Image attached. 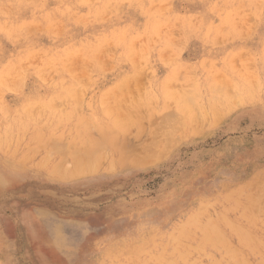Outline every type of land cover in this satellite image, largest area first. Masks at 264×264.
<instances>
[{"label": "rangeland", "instance_id": "obj_1", "mask_svg": "<svg viewBox=\"0 0 264 264\" xmlns=\"http://www.w3.org/2000/svg\"><path fill=\"white\" fill-rule=\"evenodd\" d=\"M263 89L264 0H0V236L7 246L0 264H40L38 254L52 264H134L133 256L136 264H227V249L259 264ZM183 105L193 125L174 120L172 132L167 122L184 120ZM114 121L121 132L108 133L107 162L74 174L67 158L65 174L54 169L59 155L48 148L55 142H72L80 129L100 139ZM256 185L263 216L250 203L261 193ZM28 214L49 220L75 247L38 246ZM194 216L231 237L219 240L226 247L206 249L190 227L174 250V231Z\"/></svg>", "mask_w": 264, "mask_h": 264}, {"label": "bare ground", "instance_id": "obj_2", "mask_svg": "<svg viewBox=\"0 0 264 264\" xmlns=\"http://www.w3.org/2000/svg\"><path fill=\"white\" fill-rule=\"evenodd\" d=\"M38 2V1H37ZM257 7V6H256ZM118 9V8H117ZM107 10V9H106ZM80 17V16H79ZM54 18V17H53ZM86 20V19H85ZM6 26V25H5ZM32 28V27H31ZM49 28V27H48ZM33 29V28H32ZM29 31V30H28ZM31 31H33V30H31ZM44 31V30H43ZM124 31V30H123ZM240 37V36H239ZM187 44V43H186ZM166 50V49H165ZM40 53V52H39ZM48 54V53H47ZM86 55H88V54H86ZM12 60V59H11ZM52 60V59H51ZM65 60V59H64ZM80 60V59H79ZM38 64V63H37ZM65 66V65H64ZM42 72V71H41ZM62 72V71H61ZM27 73V72H26ZM183 76V75H182ZM82 77V76H81ZM137 77V76H136ZM180 77V76H179ZM136 79V78H135ZM181 79V78H180ZM258 79V78H257ZM84 80V79H83ZM251 80V79H250ZM258 81V80H257ZM250 82V81H249ZM253 82V81H252ZM28 83V82H27ZM194 83V82H193ZM260 84V83H259ZM194 85V84H193ZM216 87H219V86H215V88ZM174 88V87H173ZM220 88H221V86H220ZM220 88H216V89H220ZM124 89V88H123ZM172 89V88H171ZM215 89V90H216ZM70 90V89H69ZM79 91H80V89H78ZM214 90V89H213ZM264 90V89H263ZM122 91V90H121ZM189 91H191V89L189 90ZM194 91V90H193ZM217 91V90H216ZM219 91H221V89L219 90ZM228 91V90H227ZM226 91V92H227ZM78 91L76 90L75 91V93L76 94H78L77 93ZM116 92V91H115ZM192 92V91H191ZM212 92V91H211ZM230 92V91H229ZM261 92V91H260ZM73 93V92H72ZM71 93V94H72ZM190 93V92H189ZM228 93V92H227ZM241 93V92H240ZM73 95V94H72ZM118 95V94H117ZM185 95V94H184ZM188 96V95H187ZM196 96V95H195ZM182 97V96H181ZM190 97V96H189ZM211 97H212V95H211ZM52 98V97H51ZM191 98V97H190ZM95 99V98H94ZM159 99V98H158ZM187 99V97L184 99L185 100V102H187L188 104H192V105H194L193 103H191L188 99V101L186 100ZM213 99V98H212ZM109 100V99H108ZM57 103H59V102H57ZM164 103H166V102H164ZM52 104V103H51ZM55 104H56V102H55ZM60 104V103H59ZM63 104V103H62ZM55 106V105H54ZM56 106H57V104H56ZM170 106V105H169ZM184 106V105H183ZM60 107V106H59ZM117 107V106H116ZM190 108V105H188V106H184V108H183V110H182V112H183V116H184V120H181V119H179L177 116H175V119H174V117L171 119L170 117V119L171 120H169L167 123V126H168V128L167 129H171V128H174V127H176L175 129H179V126L177 125L176 126V124H180V125H183L182 127L184 128H186V127H189V126H191L192 127V125H191V122L193 121V117H191L190 119H189V116H191L192 114V112H191V108ZM46 109V108H45ZM50 110V109H49ZM145 110V109H144ZM170 110H173V109H170ZM175 110V109H174ZM173 110V111H174ZM195 111H197V109H194ZM146 111V110H145ZM51 112V111H50ZM165 112V111H164ZM177 112V114H178V111H175V113ZM170 113V112H169ZM196 113V112H195ZM21 114V113H20ZM154 114H156V113H154ZM168 114V113H167ZM197 114H198V112H197ZM63 115V114H62ZM115 115V114H114ZM194 115V114H193ZM118 116V115H117ZM186 116V117H185ZM195 116V115H194ZM122 117V116H121ZM153 117V116H152ZM158 117V116H157ZM164 117V116H163ZM165 118V117H164ZM196 118V117H195ZM216 118V117H215ZM52 119V118H51ZM145 119V118H144ZM166 119H168V118H166ZM176 119H177V121L179 120V122L177 123V121H176ZM125 120V119H124ZM150 120H151V117H150ZM153 120V119H152ZM175 120V121H174ZM217 120H219V119H217ZM33 121V120H32ZM117 121V120H116ZM116 121H114V123L112 122L111 124H112V128H111V126L109 125V128H108V130H106L105 128V130H103L105 133L104 134H101V138L100 139H97L96 140V137H93V138H95V140H92L91 138H92V136H87L86 138H88V137H91V138H89V139H86V138H84L85 136H86V132H87V130H89V129H87L86 131L84 130H82L81 131V129L79 130L80 132H76L75 134H74V137H72V142H70V143H68V144H64V143H62V141H57L58 143H54L53 145L51 144V143H53V141L50 143V145H52V147H51V149L50 148H48V150H50L51 152H55V153H57L58 155H59V160H58V163H56L55 162V164L53 163V167H56V168H54V169H56V171L58 170V172H60V171H62L63 170V168L62 167H64V169H65V167L67 168L68 166H64V165H66V164H64V161L67 159V158H69V159H71L72 161H71V163H72V165L74 164L75 166L73 167L72 166V171H71V173H74V174H78V172H80V173H82L81 171H85V170H87L88 172L90 171V170H94L96 167H98V165L102 162V161H106L107 162V160H106V156H107V152H108V149H109V147H114V140L112 141V139H111V135L112 134H108V133H115V132H111L112 130L114 131V129L116 130H118V129H120V124H118ZM155 121H157V120H155ZM162 121V120H161ZM160 121V122H161ZM171 121H174V123H176V124H174V123H171ZM102 122V121H101ZM152 122H154V121H152ZM163 122H164V120H163ZM162 122V123H163ZM184 122V123H183ZM124 123V122H123ZM156 123V122H155ZM8 124V123H7ZM142 124V123H141ZM151 124V123H150ZM149 124V125H150ZM159 124V123H158ZM164 124V126H166L165 125V123H163ZM163 124H161V125H163ZM174 124V125H173ZM15 125V124H14ZM89 125V124H88ZM125 125V124H124ZM140 125V124H139ZM144 125H145V123H144ZM152 125V124H151ZM21 126V125H20ZM92 126V125H91ZM90 126V127H91ZM127 126V125H126ZM163 126V127H164ZM102 127V126H101ZM141 127V126H140ZM151 127V126H150ZM178 127V128H177ZM23 128V127H22ZM87 128V127H86ZM86 128H84V129H86ZM92 128V127H91ZM165 128V129H166ZM36 129V128H35ZM41 129V128H40ZM159 129V128H158ZM122 130V129H121ZM155 130V129H154ZM156 130H157V128H156ZM160 130H161V128H160ZM171 130H173L172 132H176V130L174 131V129H171ZM181 130V129H180ZM184 130V129H183ZM198 130V129H197ZM202 130V129H201ZM25 131V130H24ZM77 131H78V128H77ZM93 131H94V129H93ZM119 131V130H118ZM118 131H117V133H118ZM126 131V130H125ZM179 131V130H178ZM14 132V131H13ZM95 132H98V131H95ZM121 131H119V133H120ZM123 132V131H122ZM166 132H169L168 130H166ZM171 132V131H170ZM169 132V133H170ZM52 133V132H51ZM100 133V132H99ZM102 133V132H101ZM125 133V132H124ZM154 133H157V132H154ZM159 133H160V131H159ZM162 133H164V131L162 130ZM26 134V133H25ZM88 134V133H87ZM90 134V133H89ZM121 134H123V133H121ZM168 134V133H167ZM172 133H170L169 135H171ZM41 135V134H40ZM94 135V134H93ZM115 136V135H114ZM160 136V135H159ZM164 136V135H163ZM52 137H54V135L52 134ZM61 137V136H60ZM152 137H153V135H152ZM154 137H155V135H154ZM165 137H166V135H165ZM38 138V137H37ZM39 138H40V136H39ZM38 138V139H39ZM42 138V137H41ZM55 138H57V136L55 137ZM59 138V137H58ZM123 138V137H122ZM1 139V138H0ZM51 139V138H50ZM62 139V138H61ZM114 139V138H113ZM153 139V138H152ZM47 140V139H46ZM53 140V139H52ZM68 140V139H67ZM154 140V139H153ZM159 140V139H158ZM164 140H166V138L164 139ZM39 141V140H38ZM48 141V140H47ZM46 141V142H47ZM161 141V140H160ZM167 142H168V139L166 140ZM40 142H41V140H40ZM68 142V141H67ZM155 142V141H154ZM154 142H152L153 144H154ZM158 142V141H157ZM9 143V142H8ZM12 143V142H11ZM42 143V142H41ZM48 143V142H47ZM113 143V144H112ZM38 144H39V142H38ZM151 144V143H150ZM156 144V143H155ZM158 144V143H157ZM156 144V145H157ZM165 144V143H164ZM41 145V144H40ZM43 145H44V143H43ZM43 145H41L42 147H44ZM49 145V146H50ZM147 145V144H146ZM168 145H169V143H168ZM172 145H174V144H172ZM27 146H28V144H27ZM38 146V145H37ZM151 146H153V148L154 149H156L155 148V145H152L151 144ZM167 146V145H166ZM170 146V145H169ZM169 146H167L168 148H169ZM19 147V146H18ZM41 147V148H42ZM141 147V146H140ZM147 147V146H146ZM163 147H165V146H163ZM41 148H38V151H39V149H41ZM31 149H34V148H31ZM147 149H150V148H147ZM166 149V148H165ZM35 150V153L36 152H38V151H36V149H34ZM34 150H32V151H34ZM110 150H112V149H110ZM8 151V150H7ZM14 151V150H13ZM28 151V150H27ZM107 151V152H106ZM124 151V150H123ZM126 151V150H125ZM124 151V152H125ZM158 151V150H157ZM164 151V150H163ZM16 152V151H15ZM14 152V153H15ZM47 152H49V151H47ZM51 152H49L50 153V157H52L51 156ZM112 152V151H111ZM110 152V153H111ZM130 152V151H129ZM135 152H137V151H135ZM140 152V151H139ZM143 152H144V150H143ZM154 152V151H153ZM7 153V152H6ZM13 153V152H12ZM34 153V154H35ZM49 153H47L48 154V157H49ZM109 152H108V154H110ZM126 153V152H125ZM138 153V152H137ZM136 153V154H137ZM148 153V152H147ZM162 153V152H161ZM32 154H33V152H32ZM127 154V153H126ZM140 154V153H139ZM143 153L141 152V155H142ZM125 155V154H124ZM132 155H134V154H132ZM14 156V155H13ZM111 156V155H110ZM120 156V155H119ZM126 156V155H125ZM137 156V155H136ZM136 156H134V157H136ZM142 156H144V154L142 155ZM148 156V155H147ZM45 157H47L46 155H45ZM109 157V156H108ZM123 157L124 156H122V158H121V160L123 161ZM131 157V156H130ZM133 157V158H134ZM145 157V156H144ZM150 157V156H149ZM152 157V156H151ZM151 157H150V160H151ZM125 158V157H124ZM141 157H139V159H140ZM143 158V157H142ZM12 159V158H11ZM30 159V158H29ZM28 159V160H29ZM136 159L137 158H135V161H136ZM147 159H148V157H147ZM146 159V160H147ZM46 161H48L47 160V158L45 159ZM44 160V161H45ZM133 160V159H132ZM143 160H145V158L143 159ZM142 159H141V161L140 160H137V162H142L143 161ZM145 160V161H146ZM56 161V160H55ZM112 161V160H111ZM144 161V162H145ZM67 162H68V159H67ZM113 162H115V161H113ZM112 162V163H113ZM25 163V162H24ZM46 162H44L43 163V165L42 166H44V164H45ZM64 164L63 166L61 165V164ZM65 163H66V161H65ZM68 164V163H67ZM103 164V163H102ZM117 164H118V162H117ZM46 165V164H45ZM101 165V164H100ZM112 165V164H111ZM70 166V165H69ZM115 166V165H114ZM47 167H48V165H47ZM103 167V166H102ZM105 167V166H104ZM24 168V167H23ZM49 168V167H48ZM58 168H60V169H62V170H59ZM74 168H75V170H74ZM99 168H100V166H99ZM53 169V170H54ZM97 169V168H96ZM111 169V168H110ZM67 170V169H66ZM73 170H74V172H73ZM56 171H54V172H56ZM86 171V172H87ZM58 172H56V173H58ZM63 173H60V174H65L66 173V171L65 170H63L62 171ZM105 172V171H104ZM49 173V172H48ZM54 174V173H53ZM52 174V175H53ZM87 174V173H86ZM51 175V174H50ZM91 175V174H90ZM256 175V174H255ZM62 176V175H61ZM258 176V175H257ZM60 177V176H59ZM58 177V178H59ZM62 178H63V176H62ZM65 178V177H64ZM63 178V179H64ZM196 178V177H195ZM260 178V177H259ZM11 180V179H10ZM262 181V180H261ZM247 182V181H246ZM264 182V181H263ZM253 184H255V183H253ZM256 184H260L259 186H261V184H263L262 182H260V183H256ZM232 185V184H231ZM248 185V184H247ZM252 185V184H251ZM257 186V185H256ZM255 186V187H256ZM191 187V186H190ZM263 189H264V185H262L261 186ZM244 188V187H243ZM242 188V189H243ZM246 188V187H245ZM257 188V190L259 189L260 190V188H258V186L256 187ZM261 188V189H262ZM247 190V189H246ZM259 190L257 191V193L259 192ZM245 191V190H244ZM248 191V190H247ZM246 191V192H247ZM250 191V190H249ZM252 191V190H251ZM260 194H259V196H258V194L256 193L255 195H253L254 197H256V196H258V199H257V197H256V199L257 200H260L261 201V199L262 198H264V197H262L263 195H262V191L260 190ZM250 193V192H249ZM242 194V193H241ZM245 194V193H244ZM237 195V194H236ZM252 195V194H251ZM239 196V195H238ZM253 196H251V198H250V200L251 199H253L254 197ZM260 196L262 197V198H260ZM249 197V196H248ZM248 197H246V198H248ZM240 198V197H239ZM243 198H245L244 196H243ZM242 198V199H243ZM231 199V198H230ZM237 199V198H236ZM256 199L254 198L253 200H251V202L250 203H252V201H254L255 202V205H258V208L254 205V203H252L253 205H254V207L253 208H255V209H253V211L255 210L256 212H254V213H258V214H260L261 213V215L263 216V213H262V210H264V209H262L259 205H261L262 204V201L259 203V204H257L258 202L256 201ZM234 200V199H233ZM220 201V200H219ZM228 202V201H227ZM226 202V203H227ZM231 202H232V199H231ZM233 202H235V201H233ZM232 202V203H233ZM184 203V202H183ZM217 203V202H216ZM220 204H221V201H220ZM233 204H235V203H233ZM264 204V203H263ZM262 204V206H264ZM172 205V204H171ZM207 205V204H206ZM215 205H217V204H215ZM224 205V204H223ZM240 205H241V203H240ZM218 206V205H217ZM227 205L225 204V207H226ZM229 206V205H228ZM227 206V207H228ZM237 206H239V205H237ZM245 206V205H244ZM250 206V207H251ZM202 207V206H201ZM199 208V210L201 209V210H203V208L204 207H202V208ZM208 207V206H207ZM211 207V206H210ZM213 207H214V205H213ZM240 207V206H239ZM241 207H242V205H241ZM246 207V206H245ZM248 205H247V209L249 210V208H250ZM259 207L262 209H259ZM218 208V207H217ZM238 208V207H237ZM257 208V209H256ZM206 209V208H205ZM216 209V208H215ZM219 209V208H218ZM224 209V208H223ZM242 209V208H241ZM245 209V208H244ZM197 210V209H196ZM200 210V211H201ZM229 210V209H228ZM247 210V211H248ZM258 210V211H257ZM261 210V211H260ZM199 211V214L201 213ZM225 211V210H224ZM230 211H233V210H230ZM229 211V212H230ZM241 211V210H240ZM246 211V210H245ZM195 212V211H194ZM194 212H192V213H194ZM209 212V211H208ZM235 212V211H234ZM233 212V213H234ZM239 212V211H238ZM248 212H250V210L248 211ZM206 213V212H205ZM219 212H217V214H218ZM244 213H246V212H244ZM252 213V212H251ZM250 213V214H251ZM202 214V213H201ZM208 214V213H207ZM210 214V213H209ZM216 214V213H215ZM214 214V215H215ZM217 214H216V217H217ZM232 214V213H231ZM258 214L256 215V216H258ZM226 215H227V213H226ZM229 215V214H228ZM240 215V214H239ZM198 216H200L201 217V215H198ZM197 216V217H198ZM207 217H206V219H208V216L209 215H206ZM233 216V215H232ZM235 216H236V213H235ZM244 216V215H243ZM251 216H252V214H251ZM253 216H254V214H253ZM254 217V218H257V219H259V221H260V217L258 218V217ZM26 218H25V224L27 225V232H28V235L30 236V238L32 239V241H34V242H36V244H38V246L39 245H41V244H48V245H50V243L52 244H54V245H58V247H60V248H62L63 250H67V249H69V248H71V247H75V244L73 243V242H70V240L68 241V240H66V239H64L63 238V236H61V234H60V232H58V231H56L55 229H53V226H52V224L53 223H51L49 220H43V221H36L35 219H34V217L33 216H31V215H26L25 216ZM237 217V216H236ZM240 217V216H239ZM242 217V216H241ZM245 217V216H244ZM189 218V217H188ZM194 218H196L195 216L194 217H192L191 218V220L189 221V223L188 224H185V225H183V226H180V227H178L177 228V230L176 231H174L175 232V234H174V236L172 237V239L174 240V243L176 244H172V245H175L174 247L172 246V249L174 248V250H176V247H177V244L179 245L180 244V242H181V240L183 239V237H184V235L187 233V231H188V229L190 228V227H193V228H196L199 232H200V234H201V238H202V241H203V243H205V247H206V243H208V244H212L211 246H208L209 248L210 247H212L213 245H215V244H217V243H221V244H223L224 246H225V242L223 241L224 240V238H225V235H223L224 234V232H223V234H222V231H221V234L223 235H219V234H217L216 233V231H215V228H214V222H213V224H211V223H209V221H207L208 223H199L198 221H196ZM224 218H226L225 217V215L223 216V214H222V219L225 221L226 219H224ZM233 218H235V217H233ZM219 219V218H218ZM229 219V218H228ZM232 219V218H231ZM236 219H238V218H236ZM236 219H235V221H236ZM242 219V218H241ZM249 219H251V218H249ZM252 219H253V217H252ZM256 220V219H255ZM255 220H253V221H255ZM262 220V219H261ZM201 221V220H200ZM211 221H213V220H211ZM222 220H220V222H221ZM230 221V220H229ZM247 221H248V219L245 221L246 223H247ZM182 222V221H181ZM237 222V221H236ZM240 222V221H239ZM244 222V221H243ZM258 222V221H257ZM263 223H264V221H262ZM180 223V222H179ZM215 223H217V222H215ZM225 223H228V222H225ZM241 223V222H240ZM249 223V222H248ZM253 222H251V224H252ZM255 223V222H254ZM178 224V223H177ZM244 224V223H243ZM251 224H250V226H251ZM167 225V224H166ZM225 225V224H224ZM234 225V224H233ZM258 225V224H257ZM260 225V224H259ZM261 225H262V223H261ZM165 226V225H164ZM216 226V225H215ZM222 226V225H221ZM227 226V225H226ZM225 226V227H226ZM230 226V225H229ZM236 226V225H235ZM243 226H245V225H243ZM242 226V227H243ZM247 226V225H246ZM249 226V225H248ZM263 226H264V224H263ZM175 227V226H174ZM253 227H254V225H253ZM255 227H256V223H255ZM260 228H261V226H259ZM176 228V227H175ZM241 228V227H240ZM245 228V227H244ZM264 228V227H263ZM168 229V228H167ZM195 229V230H196ZM254 229V228H253ZM256 229V228H255ZM231 230V229H230ZM238 230H239V226H238ZM243 230V229H242ZM248 230H250V229H248ZM257 230V229H256ZM261 230H262V228H261ZM160 231V230H159ZM229 231V230H228ZM245 231V230H244ZM243 231V232H244ZM109 232V231H108ZM169 232L170 231H168L167 233L169 234ZM193 232V231H192ZM196 232V231H195ZM218 232V231H217ZM238 232V231H237ZM242 232V233H243ZM263 232H264V230H263ZM166 232L164 231V234H165ZM219 233H220V231H219ZM233 233V232H232ZM245 233H246V231H245ZM252 233V232H251ZM255 233V232H254ZM108 234V233H107ZM172 234V233H171ZM191 234H194V232L193 233H191ZM229 234H231V233H229ZM235 235H236V232L234 233ZM239 234V233H238ZM248 234V233H247ZM246 234V235H247ZM256 234V233H255ZM261 234V233H260ZM0 235H2V234H0ZM190 235V234H189ZM196 235V234H195ZM219 235V236H218ZM232 235V234H231ZM264 235V234H263ZM262 235V236H263ZM161 236V235H160ZM163 237H164V235H162ZM172 236V235H171ZM192 236H194V235H192ZM196 236H198V238H199V235H196ZM195 236V237H196ZM223 238H222V237ZM256 236V235H255ZM258 236V235H257ZM194 237V238H195ZM228 237L229 236H227L225 239H228ZM236 237H238V236H236ZM240 237V236H239ZM238 237V238H239ZM248 238L250 237V235L249 236H247ZM252 237V236H251ZM159 238H161V237H159ZM159 238H157V239H159ZM191 238H193V237H191ZM190 238V239H191ZM230 239H231V237H229ZM242 238V237H241ZM262 238V237H261ZM162 239V238H161ZM166 239H167V237H166ZM220 239H223V240H221L220 242H219V240ZM229 239V240H230ZM244 239V238H243ZM255 239V241H256V238H254ZM156 239H154V241H155ZM164 240H165V238H164ZM186 240V239H185ZM188 240V239H187ZM192 240H194V239H192ZM239 240V239H238ZM237 240V241H238ZM248 240V239H247ZM252 240V239H251ZM5 238L3 239L1 236H0V255H1V258L3 259V260H5V257L3 256V251H7V246H6V244H5ZM170 241V240H169ZM189 241V240H188ZM191 241V240H190ZM189 241V242H190ZM239 241H242V239L241 240H239ZM246 242V240H243V242ZM253 241V240H252ZM31 242V241H30ZM160 242H161V240H160ZM172 242V241H171ZM188 242V243H189ZM235 242V241H234ZM244 242V243H245ZM129 243V242H128ZM153 243V242H152ZM162 243V242H161ZM173 243V242H172ZM247 243V242H246ZM245 243V244H246ZM263 243V242H262ZM149 244V243H148ZM156 245H157V243H155ZM169 244V243H168ZM200 244V243H199ZM253 244V243H252ZM252 244H251V246H252ZM152 245V244H151ZM159 245H160V243H159ZM184 245H185V243H184ZM183 245V246H184ZM203 245V244H202ZM257 245V244H256ZM261 245V244H260ZM150 246V245H149ZM155 246V245H154ZM169 246H170V244H169ZM181 246V245H180ZM182 246V247H183ZM217 246V245H216ZM251 246H249L250 247V249H252V248H254V246L251 248ZM9 247V246H8ZM12 247V246H11ZM138 247V246H137ZM168 247V246H167ZM166 247V248H167ZM188 247V246H187ZM189 247H190V245H189ZM188 247V248H189ZM192 247V246H191ZM215 247V246H214ZM219 247V246H218ZM226 247V246H225ZM241 247V246H240ZM246 247H247V244H246ZM258 247V246H257ZM262 247V246H261ZM35 248V247H34ZM140 248V247H139ZM147 248V247H146ZM152 248V247H151ZM162 248H164V247H162ZM201 248H203V247H201ZM213 248V247H212ZM216 248V247H215ZM259 248V247H258ZM128 249V248H127ZM144 249V248H143ZM143 249H142V253H144L143 252ZM155 249V248H154ZM171 249V248H170ZM169 249V250H170ZM190 249H192V248H190ZM193 249H195V248H193ZM206 249H207V247H206ZM246 249V248H245ZM255 249V248H254ZM123 250V249H122ZM135 250V249H134ZM139 250V249H138ZM149 250H151V249H149ZM160 250V249H159ZM158 250V246H157V251H159ZM163 250L164 249H162L161 250V252L162 253H164L163 252ZM210 250V249H209ZM216 250V249H215ZM244 250V249H243ZM242 250V251H243ZM264 250V249H263ZM140 251V250H139ZM172 251V250H171ZM179 251H180V249H179ZM183 251H184V248H183ZM191 251V250H190ZM217 251H219V250H217ZM236 251H238L237 249H236ZM241 251V252H242ZM247 251V250H246ZM251 251V250H250ZM253 251V250H252ZM147 252H149V251H147ZM146 252V253H147ZM168 252V251H167ZM175 252V251H174ZM177 252H178V248H177ZM201 252V251H200ZM221 252V251H220ZM219 252V253H220ZM240 252V253H241ZM254 252H255V250H254ZM253 252V253H254ZM261 252V251H260ZM35 253V252H34ZM120 253V252H119ZM142 253H140V254H142ZM157 253V252H156ZM155 253V254H156ZM187 253V252H186ZM199 253V252H198ZM213 253H214V251H213ZM222 253V252H221ZM224 253V252H223ZM227 253H228V255L227 256H229V262L227 263V264H248V263H250L251 264V262L249 261V260H247V259H249V258H247V255H245L246 256V258L247 259H245V260H243L242 258H240L239 256H238V253H236L235 251H233V249L231 250V249H227ZM7 254H9V253H7ZM137 253H131L130 255L128 254V256H131V255H136ZM160 254V253H159ZM173 254V253H172ZM171 254V255H172ZM194 254V253H193ZM192 254V255H193ZM211 254V253H210ZM12 255V254H11ZM139 255V254H138ZM150 255V254H149ZM161 255V254H160ZM163 255V254H162ZM169 255V254H168ZM167 255V256H168ZM203 255V254H202ZM216 255V254H215ZM259 255H261V254H259ZM81 256V255H80ZM93 256V255H92ZM120 256V255H119ZM153 256V255H152ZM165 256V255H164ZM178 256V255H177ZM191 256V255H190ZM198 256V255H197ZM218 256V255H217ZM257 256V255H256ZM118 256H116L115 258H117ZM122 257V256H121ZM133 257H137V256H133ZM133 257H131V262H132V260H133V262H135L134 264H136V262L137 261H134L135 260V258L133 259ZM149 257V256H148ZM162 257V256H161ZM160 256H159V258H161ZM166 257V256H165ZM184 257H185V255H184ZM205 257V256H204ZM224 257V256H223ZM226 257V256H225ZM249 257V256H248ZM108 258H110V257H108ZM125 258H127V257H125ZM142 258H144V256L142 257ZM150 258V257H149ZM172 258V257H171ZM227 258V257H226ZM244 258V257H243ZM11 259V258H10ZM13 259V258H12ZM38 259H39V262H40V264H52L51 263V261L49 260V259H47L46 257H43L42 255H40V254H38ZM103 259V258H102ZM112 259V258H111ZM141 259V258H140ZM146 259H147V257H146ZM145 259V260H146ZM154 259L157 261V259H156V257H154ZM164 259V258H163ZM192 259V258H191ZM208 259V258H207ZM259 259V258H258ZM105 260V259H104ZM137 260H139L138 258H137ZM142 260V259H141ZM144 260V261H145ZM149 260V259H148ZM151 260V259H150ZM172 260V259H171ZM112 261V260H111ZM121 261V260H120ZM127 261H129V260H127ZM158 261H160V260H158ZM163 260H161V262H162ZM165 261H166V259H165ZM170 261V260H169ZM198 261V260H197ZM200 261H201V259H200ZM199 261V262H200ZM206 261V260H205ZM222 261H224V260H222ZM106 262V261H105ZM123 262H124V260H123ZM207 262H210V261H207ZM224 262H226V261H224ZM3 263V262H2ZM114 263V262H113ZM112 263V264H113ZM146 263V261L144 262V263H141V264H145ZM169 262H167V263H165V264H168ZM171 263V262H170ZM178 263V262H177ZM256 263V262H255ZM259 264H264V259H262L260 262H258ZM7 264H15V262L13 261H9ZM103 264V263H102ZM114 264H116V263H114ZM139 264V263H138ZM147 264H149V263H147ZM161 264V263H160ZM183 264V263H182ZM203 264V263H202ZM216 264H221V263H216Z\"/></svg>", "mask_w": 264, "mask_h": 264}]
</instances>
